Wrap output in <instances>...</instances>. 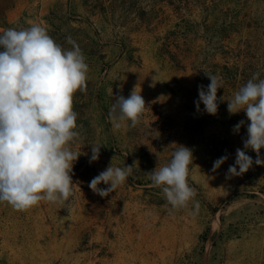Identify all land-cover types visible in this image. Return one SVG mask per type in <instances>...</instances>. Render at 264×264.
Instances as JSON below:
<instances>
[{
    "label": "rangeland",
    "instance_id": "374dc122",
    "mask_svg": "<svg viewBox=\"0 0 264 264\" xmlns=\"http://www.w3.org/2000/svg\"><path fill=\"white\" fill-rule=\"evenodd\" d=\"M33 23L65 48L71 37L89 65L87 91L74 94L78 184L64 205L14 211L0 203V264H264V166L226 178L247 136L246 125L233 127L248 122L244 111L229 114L228 100L253 73L264 78V0H0V28ZM226 25L233 30L222 38ZM205 73L222 78L216 115L196 109ZM135 86L150 108L137 127L116 130L113 96ZM93 143L102 147L90 163ZM175 144L193 151L195 215L189 204L170 216L148 176ZM111 162L135 163L134 171L102 198L88 184Z\"/></svg>",
    "mask_w": 264,
    "mask_h": 264
},
{
    "label": "clouds",
    "instance_id": "9594fccd",
    "mask_svg": "<svg viewBox=\"0 0 264 264\" xmlns=\"http://www.w3.org/2000/svg\"><path fill=\"white\" fill-rule=\"evenodd\" d=\"M71 48L57 43L38 23L27 28H0V203L14 211H26L40 202L64 205L74 194L73 167L80 157L73 145L80 139L78 113L74 111V94L87 91L89 65L79 45L67 37ZM210 83L198 86L197 111L200 104L209 115L218 113L223 97L222 78L205 73ZM113 96V89L111 90ZM109 122L119 130L137 127L149 110L135 86L128 97L113 96ZM229 114L244 111L246 121L233 127L239 133L246 125L243 148L236 149L235 163L229 165L226 178L242 176L253 165L264 166V78L253 73L228 100ZM169 161L148 172L153 187L162 191L168 214L193 205L199 210L197 190L189 183L193 151L178 145ZM89 162L98 161L102 145L90 144ZM256 153L255 160L247 154ZM228 159L213 162L216 171ZM133 165L109 166L92 178L88 187L100 197H108L126 183ZM105 187H100V185Z\"/></svg>",
    "mask_w": 264,
    "mask_h": 264
},
{
    "label": "trees",
    "instance_id": "16d2710c",
    "mask_svg": "<svg viewBox=\"0 0 264 264\" xmlns=\"http://www.w3.org/2000/svg\"><path fill=\"white\" fill-rule=\"evenodd\" d=\"M229 30H233V29H231V25H226V26H224L223 28H221L220 29V31H218V34H219V36L220 37H222V38H228L229 37V33H230V31ZM220 46H222V45H220ZM225 47H227V46H225ZM221 50V49H220ZM228 53V52H230V50L228 49V50H223L222 52L220 51V53ZM202 76L204 77V78H207V75H203L202 74ZM205 82H207V81H205Z\"/></svg>",
    "mask_w": 264,
    "mask_h": 264
}]
</instances>
